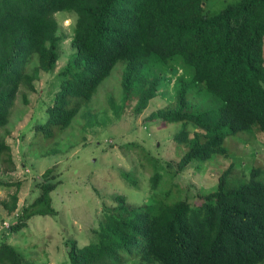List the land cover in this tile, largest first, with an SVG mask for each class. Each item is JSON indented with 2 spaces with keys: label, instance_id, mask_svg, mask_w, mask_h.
Returning a JSON list of instances; mask_svg holds the SVG:
<instances>
[{
  "label": "trees",
  "instance_id": "obj_1",
  "mask_svg": "<svg viewBox=\"0 0 264 264\" xmlns=\"http://www.w3.org/2000/svg\"><path fill=\"white\" fill-rule=\"evenodd\" d=\"M58 12L75 17L74 52L51 88L46 121L34 128L48 141L58 139L77 116L82 132L108 124V111L115 119L127 111L140 116L157 96L159 72L172 66L184 71L175 79L173 101L146 122L182 125L173 140L185 152L176 164L165 165L145 154L148 202L131 207L123 196H114V206H104L103 220L92 230L93 239L83 247L67 243L68 264L136 259L141 264H264V171L253 168L236 176L229 167L214 188L194 192L176 176L190 165L230 158L224 145L229 136L264 134V0H238L211 16L203 0H0V167L5 172L15 170L8 131L3 132L14 102L20 94L27 105L40 74L53 73L60 57L65 37L59 35ZM118 63L123 65L121 97L107 96L97 119L91 100ZM198 98L211 105L194 108ZM51 153H60L59 147ZM58 177L55 166L41 174L38 195L22 207L9 234L35 216L57 215L51 194ZM0 185L16 187L0 202L12 214L20 183ZM0 264L31 263L0 243Z\"/></svg>",
  "mask_w": 264,
  "mask_h": 264
},
{
  "label": "rangeland",
  "instance_id": "obj_2",
  "mask_svg": "<svg viewBox=\"0 0 264 264\" xmlns=\"http://www.w3.org/2000/svg\"><path fill=\"white\" fill-rule=\"evenodd\" d=\"M237 1L203 0L204 12L211 16L227 4ZM55 19L59 25V35L65 37L59 48L60 57L56 68L51 74H40L39 81L35 82V92L28 96L27 105L18 95L10 112L8 126L3 130L8 131L6 142L12 150L15 170L5 172L0 167V181L19 182L20 187L16 212L8 214L0 205V243H8L31 264H68L67 243L75 241L78 247L87 245L93 239L92 230L97 229L103 220L104 206H114V196H123L131 207L147 203L150 172L145 154L159 159L160 164L165 165V162L176 164L185 152L173 140L182 125L166 126L158 121L146 122L152 112L173 101L175 79L184 74L177 66L159 72L162 79L157 96L140 116L135 117L127 111L115 119L108 111L111 118L108 124L87 127L83 132L77 116L72 126L55 141L35 134V126L46 121V109L51 105L53 96L49 93L53 91L51 88L57 82V75L74 52L70 41L75 17L58 12ZM122 69L121 63L116 64L93 96L92 108L98 112L97 119L102 116L107 96L121 97L119 82ZM204 99L198 98L194 108L200 110L209 107L212 101L205 102ZM57 140L58 144H55ZM70 142L74 145L69 148ZM224 145L230 158L219 157L211 163L190 165L176 175L177 178L194 192L198 188H214L218 175L229 167H232L236 176L248 175L253 168L264 171V134L240 132L227 137ZM56 146L60 153H51ZM52 166L56 167L60 181L51 194L52 206L57 215L35 216L28 221L26 228L9 234V226L22 207L38 195L36 184L41 174ZM15 190V186L0 185V202L7 200L8 195ZM125 264L141 262L136 259Z\"/></svg>",
  "mask_w": 264,
  "mask_h": 264
}]
</instances>
